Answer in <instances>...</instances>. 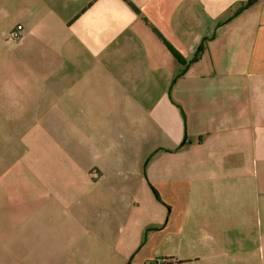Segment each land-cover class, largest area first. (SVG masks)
Instances as JSON below:
<instances>
[{
    "label": "crops",
    "instance_id": "obj_1",
    "mask_svg": "<svg viewBox=\"0 0 264 264\" xmlns=\"http://www.w3.org/2000/svg\"><path fill=\"white\" fill-rule=\"evenodd\" d=\"M245 1L0 0V264H264Z\"/></svg>",
    "mask_w": 264,
    "mask_h": 264
},
{
    "label": "trees",
    "instance_id": "obj_2",
    "mask_svg": "<svg viewBox=\"0 0 264 264\" xmlns=\"http://www.w3.org/2000/svg\"><path fill=\"white\" fill-rule=\"evenodd\" d=\"M254 1H255V0H247V1H245L244 3H242V4L239 6V8H238L237 10H235L234 13H233L231 16H229V17L227 18V20H230V19H232L234 16L238 15L239 13H241L245 8H247L248 6H250V4H252ZM130 4H131V6H132L134 9L137 10V8H136L135 5H133L131 2H130ZM227 20H226V21H227ZM201 49H202V47L200 46L199 49H198V52H197V54H196L195 57H197V56L199 55ZM172 50L174 51V53H175V55L177 56V58H179V60H180L183 64H186L185 59L182 58V57L180 56V54H179L177 51H175L173 48H172ZM176 77H178V75H177ZM166 259H167V258H164V257H157V258H155V259L152 261V264H168V259H167V260H166ZM165 260H166V261H165Z\"/></svg>",
    "mask_w": 264,
    "mask_h": 264
},
{
    "label": "rangeland",
    "instance_id": "obj_3",
    "mask_svg": "<svg viewBox=\"0 0 264 264\" xmlns=\"http://www.w3.org/2000/svg\"><path fill=\"white\" fill-rule=\"evenodd\" d=\"M259 185V180L257 179V176L255 177V182H253L250 187L248 188V191L246 192L247 194H249L251 197H249V199L247 200L248 201V204L252 207L253 206V209L254 207H256V202H257V190H256V187H258ZM242 195H246V194H242ZM253 215H254V212H253Z\"/></svg>",
    "mask_w": 264,
    "mask_h": 264
},
{
    "label": "built area",
    "instance_id": "obj_4",
    "mask_svg": "<svg viewBox=\"0 0 264 264\" xmlns=\"http://www.w3.org/2000/svg\"><path fill=\"white\" fill-rule=\"evenodd\" d=\"M23 24H18L16 25V27L8 34V37L13 39V40H17L21 37V32L23 31ZM167 260V259H166ZM165 260V261H166Z\"/></svg>",
    "mask_w": 264,
    "mask_h": 264
}]
</instances>
